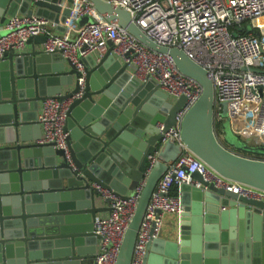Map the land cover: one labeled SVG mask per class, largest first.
<instances>
[{
	"label": "water",
	"instance_id": "water-1",
	"mask_svg": "<svg viewBox=\"0 0 264 264\" xmlns=\"http://www.w3.org/2000/svg\"><path fill=\"white\" fill-rule=\"evenodd\" d=\"M83 1L141 44L169 56L181 74L200 84L199 98L180 123L182 144L222 177L264 191V160L235 151L264 155V147L237 139L231 149L216 136L207 72L182 50L146 37L124 9L104 0ZM75 3L0 0V31L14 14L61 26ZM90 22L81 17L78 25ZM45 39L34 36L26 44L41 46ZM108 46L98 62L91 56L82 59V86L80 73L59 54L35 48L9 51L0 62V264H94L92 221L104 209L97 205L99 189L126 197L142 183L115 259V264L131 263L155 185L182 153L173 141L162 142L155 126L162 124L163 131L173 127L185 98L170 102L158 85L131 77ZM46 97L71 100L64 128L70 160L63 150L37 142L38 104ZM225 125L230 126L228 120L222 122L224 136ZM191 179L199 186L179 185L182 213L166 238L149 243L144 264H264V203L217 189L197 173Z\"/></svg>",
	"mask_w": 264,
	"mask_h": 264
},
{
	"label": "built area",
	"instance_id": "built-area-1",
	"mask_svg": "<svg viewBox=\"0 0 264 264\" xmlns=\"http://www.w3.org/2000/svg\"><path fill=\"white\" fill-rule=\"evenodd\" d=\"M104 1L124 9L146 37L159 45L182 50L207 72L214 91L213 122L218 136L222 122L228 120L232 132L244 144L264 147V0ZM83 2L86 4L84 9L80 7ZM81 17H88L91 22L81 27L78 25ZM73 25L78 27L76 34L68 39L55 33L57 24L42 17L9 16L3 27L4 33L0 35V62L6 52L26 51L29 38L44 36L41 51L59 54L73 65L80 73L78 83L82 86V59L91 56L98 62L110 43V54L129 67L131 77L140 83L158 85L170 102L181 96L185 98L173 127L163 131V125L156 124L161 141H173L181 147L182 153L169 164L155 185L139 226L130 264H144L147 246L161 238L164 218L168 215L177 218L182 213L179 196L173 194L172 189L180 184L199 186L191 179L193 173L217 189L264 203V191L222 177L182 144L180 123L202 91L197 81L181 74L169 56L149 49L124 28L106 21L86 1L76 0L71 15L62 24L64 29L74 28ZM70 101L47 97L41 102L36 117L41 130L38 143L63 149L67 159L64 126ZM222 104H226L225 117L222 116ZM149 159L147 171L155 156ZM141 187L142 183L126 197L110 189H99L97 204L100 201L107 210L105 214H97L92 221L97 237L94 264H115Z\"/></svg>",
	"mask_w": 264,
	"mask_h": 264
},
{
	"label": "crops",
	"instance_id": "crops-1",
	"mask_svg": "<svg viewBox=\"0 0 264 264\" xmlns=\"http://www.w3.org/2000/svg\"><path fill=\"white\" fill-rule=\"evenodd\" d=\"M66 5V4H65ZM30 9L32 11L35 10V7L34 6H30ZM4 27V26H3ZM59 27V28H58ZM76 28L78 27H74V28H69V29H64V27L62 26H57L55 28V33L59 36H62V37H65V38H68V39H72L74 38L75 34H76ZM63 29V30H62ZM4 33V29L2 28V30L0 31V35ZM33 48L35 49H41V46H37V45H28L26 44V48L25 50H32ZM221 128H220V132H219V135H221ZM41 133V132H40ZM220 139V138H219ZM221 141V140H220ZM224 144V143H222ZM229 147V146H228ZM231 148V147H229ZM232 149V148H231ZM236 152L240 153V154H244L243 152L241 151H237L235 150ZM246 155V154H244ZM179 187V186H178ZM178 187H175L174 189L175 190V193L177 196H179V188ZM100 208H104L102 212H100L101 214H105L106 213V207L104 206V204H102L100 201H99V204H97ZM99 214V213H98ZM177 220V218L173 215H168L164 218V226H163V230H162V234H161V237L162 238H166L167 235L169 234V231L170 229L173 227V223Z\"/></svg>",
	"mask_w": 264,
	"mask_h": 264
},
{
	"label": "rangeland",
	"instance_id": "rangeland-1",
	"mask_svg": "<svg viewBox=\"0 0 264 264\" xmlns=\"http://www.w3.org/2000/svg\"><path fill=\"white\" fill-rule=\"evenodd\" d=\"M224 130H225V132H226L225 136H224V132H223V130L221 131V135L218 136V134H216V136L218 137V139L220 138L219 140H221V142L224 143L225 146H230V147H231V146H232L231 143L236 142L237 139H239V138L236 137V136L234 135V133L232 132L230 126L225 125ZM222 136H223L224 138H223ZM225 139H226V140H225ZM241 142H242V141H241ZM255 145H256V144H255ZM134 191H135V190H134ZM134 191H133V192H134ZM133 192L131 191V194H132Z\"/></svg>",
	"mask_w": 264,
	"mask_h": 264
},
{
	"label": "trees",
	"instance_id": "trees-1",
	"mask_svg": "<svg viewBox=\"0 0 264 264\" xmlns=\"http://www.w3.org/2000/svg\"><path fill=\"white\" fill-rule=\"evenodd\" d=\"M217 127H218V126H217ZM217 127H216V131L219 130ZM217 129H218V130H217ZM243 153L246 154V155H248V156H250V157H252V158H258V159H262V158H264V155H263V154H260V153H252V152H251V153H250V152H249V153L243 152ZM175 190H176V189H174V188L172 189V193H173V194H176V193H175Z\"/></svg>",
	"mask_w": 264,
	"mask_h": 264
},
{
	"label": "flooded vegetation",
	"instance_id": "flooded-vegetation-1",
	"mask_svg": "<svg viewBox=\"0 0 264 264\" xmlns=\"http://www.w3.org/2000/svg\"><path fill=\"white\" fill-rule=\"evenodd\" d=\"M80 86H81V85H80ZM46 98H47V97H46ZM44 99H45V98H44ZM44 99H43V100H44ZM43 100H42V101H43ZM42 101H41V102H42ZM41 102H39V104H38L37 114H38V112H39V108H40V104H41ZM36 117H37V115H36ZM37 124H38V123H37ZM38 125H39V124H38ZM65 125H66V122H65ZM155 127H156V126H155ZM39 128H40V127H39ZM64 128H65V126H64ZM40 132H41V130H40ZM65 132H66V131H65ZM66 133H67V135H68V132H66ZM38 141H39V140H38ZM38 141H37V142H38ZM66 142H67V138H66ZM52 148H53V149H56V148H54L53 146H52ZM61 150H63V149H61ZM67 150H68V148H67ZM63 151H64V150H63ZM64 156H65V153H64ZM66 159H67V158H66ZM67 160H70V157H69V159H67Z\"/></svg>",
	"mask_w": 264,
	"mask_h": 264
}]
</instances>
